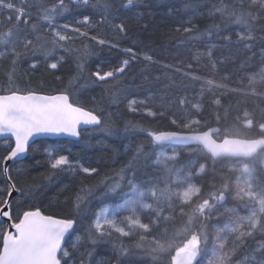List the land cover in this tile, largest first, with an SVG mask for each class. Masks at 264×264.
<instances>
[{"label":"snow or ice","instance_id":"1","mask_svg":"<svg viewBox=\"0 0 264 264\" xmlns=\"http://www.w3.org/2000/svg\"><path fill=\"white\" fill-rule=\"evenodd\" d=\"M152 7L0 0V264H126L137 252L151 264H264V0H169L165 31ZM173 42L169 63L154 59ZM41 69L60 87H32ZM121 105L167 129L121 130ZM120 132L148 143L122 144L119 169L87 183L101 175L88 145ZM53 136L82 142L79 152L37 142ZM81 176L57 193L72 190L73 211L44 205L55 182Z\"/></svg>","mask_w":264,"mask_h":264},{"label":"trees","instance_id":"2","mask_svg":"<svg viewBox=\"0 0 264 264\" xmlns=\"http://www.w3.org/2000/svg\"><path fill=\"white\" fill-rule=\"evenodd\" d=\"M169 4V0H153V7L151 11L153 12L155 19L152 20L153 25L159 26L160 31H165L166 28L164 27L165 25L171 26V23L169 21L164 20L165 13L167 11V6ZM179 6V4H177ZM144 10V9H141ZM85 14H88L85 12ZM71 19V18H69ZM76 19H80V17H76ZM63 22V21H61ZM197 23L200 25L201 28L205 26L206 23H210V21H204L201 22L197 20ZM95 34V33H92ZM111 35V33H109ZM80 41H77L73 47H80ZM83 43L87 44L90 43L89 41L85 40ZM124 45H122L123 47ZM189 48L193 52L196 50H204L203 43L202 42H195V46L193 47L192 45H188ZM223 47V46H222ZM167 48L169 51H163V52H157L154 59L159 61L160 63H169L170 62V57L172 55L176 54L177 50V45L175 42L168 44ZM107 51V49H105ZM179 51L185 52L187 51V48L184 49H179ZM116 53H113V56H115ZM216 55H219V53H216ZM258 59V58H257ZM206 63V61H202L201 64ZM141 68V62H138L136 65L133 66L132 70V75L135 77V82L137 85L141 84V78L139 75ZM195 68V65H194ZM153 73V75H158L160 74L163 69L159 68L158 65L152 66L150 69ZM63 73L57 72L56 75H61ZM195 75H204L205 70L203 67H201L200 70L194 71ZM222 74V73H221ZM44 82L45 87L47 88L48 86L52 87H60V85L55 81L54 76L51 75L50 73H45L43 69H41L39 72H37L32 79V87H36L41 82ZM230 86H236V85H230ZM98 91V90H97ZM95 93H93L94 95ZM133 97H129V99H132ZM137 99H142V96L136 97ZM120 111L123 115L122 120H118V126L122 130L124 121L127 120H132V121H140L147 127L151 128H156L160 127L161 129L166 130L167 129V121H162V120H153L151 118H144L141 115H135L132 113H129L125 110L124 105L120 106ZM102 137L97 136L96 139L99 140ZM103 139V144L97 145L95 141H92L90 145H88V151L87 155L90 160H94L96 163L94 166L99 167L100 169V176H92L90 178H87V183H95L98 179H101L104 173H109L111 174L113 170H118L119 167L121 166V163L124 160L125 157V152L124 148L122 147L123 145H131L133 149L141 143L147 144L148 143V136L146 133L143 132H136L127 138L124 137L123 133L120 132L117 135L114 136H105L102 138ZM38 143H44L46 147L51 146L53 148H63L65 150L72 151L74 153H78L80 150V145L82 142L76 141V140H71V139H55V140H50V139H40L37 141ZM75 145V146H74ZM177 151H181L185 154V158H188L187 154L190 153L191 149L189 147H179L176 149ZM192 160H197L199 159V155H192L190 157ZM37 159H42V157L37 156ZM222 164H217V168L219 169L222 167ZM45 170L43 168L40 169V172L43 173ZM33 175H37V173H33ZM239 175V173H237ZM84 179V177H78L76 180H71L67 177L62 178L61 181H57L56 186L52 188V190L48 193V199H45L44 205L48 206L51 205V211L56 212L59 214H67L71 211H73L72 206L70 204L65 203V200L67 197H70L72 195V190L78 185L79 180ZM233 180H235V176H233ZM195 183H200L201 181L195 180ZM65 185H70V188L72 190L65 191L62 194H60L57 197V193L61 191V189ZM58 199V203H57ZM115 202V201H113ZM240 215H245V213L241 212ZM179 220V217H177ZM217 227H224V222L221 221ZM135 240L133 241H128L125 240V243H134ZM99 254L97 255L96 259L101 260V259H106L109 258L110 254V249L109 248H103L98 250ZM137 257H142V258H137ZM126 264H151V260L145 256L143 253H135V255L130 258L129 260L126 261ZM204 264H208V258L205 259Z\"/></svg>","mask_w":264,"mask_h":264},{"label":"water","instance_id":"3","mask_svg":"<svg viewBox=\"0 0 264 264\" xmlns=\"http://www.w3.org/2000/svg\"><path fill=\"white\" fill-rule=\"evenodd\" d=\"M40 139H71V140H75V138H72V137H66V136H61V137H39L37 138V141L40 140Z\"/></svg>","mask_w":264,"mask_h":264}]
</instances>
